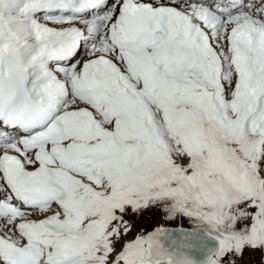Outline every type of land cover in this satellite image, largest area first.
<instances>
[{
  "label": "snow or ice",
  "instance_id": "1",
  "mask_svg": "<svg viewBox=\"0 0 264 264\" xmlns=\"http://www.w3.org/2000/svg\"><path fill=\"white\" fill-rule=\"evenodd\" d=\"M0 264H264V0H0Z\"/></svg>",
  "mask_w": 264,
  "mask_h": 264
},
{
  "label": "rangeland",
  "instance_id": "2",
  "mask_svg": "<svg viewBox=\"0 0 264 264\" xmlns=\"http://www.w3.org/2000/svg\"><path fill=\"white\" fill-rule=\"evenodd\" d=\"M155 223H163L164 221H163V219H162V216L161 215H157L156 217H155V221H154ZM170 227H175L176 226V224H171V225H169ZM186 228L187 227H191L189 224H187V222H185V225H184ZM145 227L146 228H148V229H151L152 227H153V223H148V224H146L145 225Z\"/></svg>",
  "mask_w": 264,
  "mask_h": 264
}]
</instances>
